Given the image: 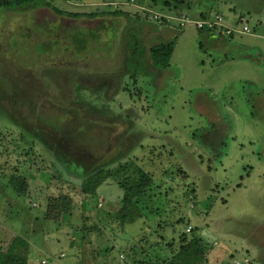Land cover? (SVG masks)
<instances>
[{
  "label": "rangeland",
  "instance_id": "rangeland-1",
  "mask_svg": "<svg viewBox=\"0 0 264 264\" xmlns=\"http://www.w3.org/2000/svg\"><path fill=\"white\" fill-rule=\"evenodd\" d=\"M41 1L0 5V246L23 236L27 264H126L122 249L139 251V239L176 248L184 233L210 245L205 264H264V22L255 21L264 0H226L238 13L254 11L247 25L257 35L218 41L193 26L180 31L177 14L163 33L131 7L124 18L99 0H49L64 11L104 12L86 18ZM74 33L85 35L84 50ZM168 39L173 51L160 69L148 49ZM59 141L56 150L48 144ZM127 160L151 173L152 198L147 219L120 228L118 185L103 182L85 206L80 184L98 166ZM13 172L26 177L21 196L9 184ZM60 194L71 198L68 218L52 211ZM102 208L114 215L82 243L81 225Z\"/></svg>",
  "mask_w": 264,
  "mask_h": 264
},
{
  "label": "trees",
  "instance_id": "trees-1",
  "mask_svg": "<svg viewBox=\"0 0 264 264\" xmlns=\"http://www.w3.org/2000/svg\"><path fill=\"white\" fill-rule=\"evenodd\" d=\"M29 1L32 0H0V5L5 8H14L17 5L24 4ZM122 1L130 0H101V2H106L108 5H112L110 4L112 2L121 3ZM152 1L156 3L158 0H133V2L137 5H143L146 2L149 3ZM159 2L161 6L171 10V12L174 11L172 14H178L182 12L181 9L183 0H160ZM40 4V6H47L55 13L71 17L94 18L104 13L98 11H64L52 5L49 1L44 0H42ZM105 12L110 13L113 16L124 18H129L132 16L128 11L120 9L119 4L118 6H114L113 9L109 11L105 10ZM143 13V19L147 22L155 24L157 27L171 26L168 22V19L165 17L171 14L162 13L161 11L154 12L150 8H146L145 10H143ZM151 13H155L159 17L155 19L152 17V15H150ZM188 17L192 18L190 16ZM181 29L182 28L179 27L180 31ZM197 30L199 32L208 31L203 29ZM71 41L76 49L84 50L86 48L87 39L85 38V35L83 33H74L71 37ZM142 47L143 48H141L137 53V56L139 55L140 58L146 52V48L144 46ZM173 47L174 42L170 39L151 45L148 49V55L152 65L160 69L166 68L169 65V58L173 51ZM48 144L53 150H56L59 149L60 146H62V141H59L57 143L58 146L55 143ZM54 146H56V149ZM107 180L114 181V183H116L121 190L120 205L115 212L114 217L120 228H123L128 224H134L141 218L145 217L147 219V215H144V209L150 206H148L147 204L148 201L152 198L150 193L148 192L150 186L152 185L151 173L143 170L134 162V160L120 162L112 168L98 166L97 168H95V170L86 173L82 177L80 191L82 193L83 200H85L83 205L86 206L88 204L87 199L94 202L96 201L97 187ZM9 184H11L16 195L21 196L25 194L27 186L26 177L21 173H10ZM50 204L53 209L52 211L59 212L63 218H68L72 209L71 198L68 194H60L57 199L54 202L52 201ZM85 206L84 208L87 209ZM156 207L157 206L153 208V205H151L150 212L152 213L154 210L156 213ZM101 212L102 215L100 217L102 219L100 217H90L89 219L91 221L89 225L85 223L81 225L79 234L82 243L83 240H88V236L92 232H95V234L102 233V229L100 226L104 224L108 217L110 218L114 215L110 213V210L104 208L101 209ZM86 216V214L82 215V221L85 218L88 219ZM179 237L180 241L176 248H173L172 243H170L169 241L166 244H163L162 242H155L153 245L148 244L147 248L144 247V244H147V239H139V251L137 250L136 244H133L129 248V251L122 249V251H125L127 256L130 258L126 264H205L207 261L206 252L210 249V245L205 242L202 237L195 234L186 236L183 233L180 234ZM110 249L111 247L104 246L98 250L100 251L101 255L106 256ZM29 251V241L23 236L16 235L6 244L5 247L0 246V264H27Z\"/></svg>",
  "mask_w": 264,
  "mask_h": 264
},
{
  "label": "crops",
  "instance_id": "crops-1",
  "mask_svg": "<svg viewBox=\"0 0 264 264\" xmlns=\"http://www.w3.org/2000/svg\"><path fill=\"white\" fill-rule=\"evenodd\" d=\"M44 1H49V0H44ZM159 1L160 0H158L156 3L154 1L149 2V3L146 2L143 5H137L134 2H130V1H122L119 4V8L124 11L128 9L129 7L133 8L135 11H139V10L143 11L146 8H150V9L158 8L161 10H154V12L161 11L162 13H166V14H172L174 12V11L171 12V10L161 6ZM247 1H250V0H247ZM99 2L100 4H102L101 0H99ZM95 4H97V2L95 1L90 2L87 0L86 1L78 0L76 5L90 6V5H95ZM148 5H152V6H148ZM44 7H47V6H44ZM260 8H262V11H264V5H261V7L257 8V11ZM243 10L247 11V14H241V12L240 13L236 12V7L233 4V2L228 1L227 3L226 0H183L182 9H181V11H184L186 15L192 18H200L201 16H207L212 13H220L224 18L225 24L228 26H236L238 23L248 24V21L253 17L251 15H255V13L254 11L249 10V9L247 10L243 9ZM82 11H85V10H82ZM106 11H109V10H106ZM258 14H259L258 16L259 18H257V20L255 21L256 23L262 24L264 22V19L261 18L260 13ZM248 15H249V18H247ZM234 22H236V24H234ZM159 27H160L159 32H163V33L164 32L167 33V31L161 30L162 28H170V27H164V26L163 27L159 26ZM252 30H254V28ZM201 33H202V36H204V38L215 39V40H217L220 37H223L225 39H232L236 35H245V34L233 33L230 36H224V35H220L219 33H216L213 31L212 32L203 31ZM250 34L255 35V36L257 35L253 33H250Z\"/></svg>",
  "mask_w": 264,
  "mask_h": 264
},
{
  "label": "built area",
  "instance_id": "built-area-1",
  "mask_svg": "<svg viewBox=\"0 0 264 264\" xmlns=\"http://www.w3.org/2000/svg\"><path fill=\"white\" fill-rule=\"evenodd\" d=\"M133 2V0H130ZM103 4H107L103 2ZM114 6H118L119 2L110 3ZM152 17L157 19L159 16L157 14H152ZM168 19V16H165ZM177 25L180 28H184L186 26H193L196 29H203L208 31H213L216 33H220L224 36H230L233 33L237 34H250L252 33V29L247 24H242L241 27L237 26H228L224 22V18L220 13H212L205 17L201 18H189L184 11L178 13L176 17ZM189 230V228H187Z\"/></svg>",
  "mask_w": 264,
  "mask_h": 264
}]
</instances>
